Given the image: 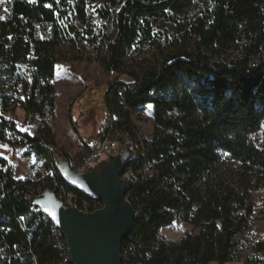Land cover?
<instances>
[{"label": "trees", "instance_id": "16d2710c", "mask_svg": "<svg viewBox=\"0 0 264 264\" xmlns=\"http://www.w3.org/2000/svg\"><path fill=\"white\" fill-rule=\"evenodd\" d=\"M0 17V264H64V238L29 202L51 185L56 163L69 160L53 127L56 67L87 49L115 76L105 123L92 145L82 140L87 154L112 117L137 141L134 117L153 107L146 157L136 163L130 151L119 153H129L126 171L154 164L129 191L139 219L123 245L133 247L126 264H264V239L252 236L254 193L264 188V0H0ZM255 139L263 145L250 174L201 155ZM21 144L22 157L36 160L35 180L16 179L6 156ZM99 161L90 155L76 170ZM177 214L194 231L178 243L162 239Z\"/></svg>", "mask_w": 264, "mask_h": 264}, {"label": "water", "instance_id": "95a60500", "mask_svg": "<svg viewBox=\"0 0 264 264\" xmlns=\"http://www.w3.org/2000/svg\"><path fill=\"white\" fill-rule=\"evenodd\" d=\"M124 154L109 156L81 171L66 159L56 163V170L70 188L101 203V209L93 213L65 209L50 192L29 202L62 233L70 264H122L123 245L139 219L127 198L131 186L123 176L129 153Z\"/></svg>", "mask_w": 264, "mask_h": 264}, {"label": "rangeland", "instance_id": "374dc122", "mask_svg": "<svg viewBox=\"0 0 264 264\" xmlns=\"http://www.w3.org/2000/svg\"><path fill=\"white\" fill-rule=\"evenodd\" d=\"M3 14L5 15V10L2 12ZM67 50L68 48L64 47L62 49L63 54ZM71 56L73 57L72 63L64 62L57 68L58 77L56 80L57 96L55 110L57 125L54 123L53 127L56 133L61 129L59 132L61 137L58 145L59 149L67 154L70 161L77 163L86 151L82 139L86 140L98 134L107 119V110L103 105V100L107 92L108 83L114 80L115 76L108 75L104 72L92 50L87 49L82 50V52L74 51L71 52ZM126 61L134 67L135 64L130 58L127 57ZM69 104L71 106L70 118L78 131L79 137L73 130L71 132L68 131V134L62 131L65 127L68 130L71 127L68 120ZM66 124H68L69 128ZM134 125L144 140H151L154 133L153 107L149 105L143 113L135 116ZM202 128L205 131L203 137H206L210 133L208 122H204ZM262 145L263 141L261 139H255L248 145L230 144L225 150L215 148L211 154L205 153L206 151L204 150L201 155L208 161H211L213 157L215 163L219 158L231 159L235 164H241L243 166L242 169L250 174L253 168L254 152ZM6 156L12 160L16 177L35 179L32 174L29 177V172L27 174L22 173L28 169V161L26 159L21 160L20 158L17 161H13L11 151ZM123 156L126 157V154ZM19 160L21 162L16 165ZM254 196L256 215L253 218L254 230L252 236L257 241L264 239V219L259 216L260 211L264 209V188L256 191ZM191 231V229H187L185 233ZM184 234L177 236L164 232L161 234V237L164 235L167 238L166 240L178 243Z\"/></svg>", "mask_w": 264, "mask_h": 264}, {"label": "built area", "instance_id": "2783aa9c", "mask_svg": "<svg viewBox=\"0 0 264 264\" xmlns=\"http://www.w3.org/2000/svg\"><path fill=\"white\" fill-rule=\"evenodd\" d=\"M48 33L51 34L50 31ZM115 121L116 120L114 117L110 119L107 132L102 142L100 143L99 148L96 151L92 152L91 154H87L85 151V154L81 158L82 161H84L90 155L93 157L98 156L100 157V160L107 159L109 156L118 155L120 152L124 150L130 151L131 158L136 163L139 161L140 156L146 157L147 149L143 143L144 139L142 138V136L138 133L137 141L131 140V138L128 135L124 134L123 131L117 129V127L115 126ZM16 125L19 129H21L23 126L22 123L19 121L16 122ZM23 150H24L23 144L13 149L12 151L13 161H17L18 159L22 158ZM81 160L77 163H74L70 160L68 161L70 162V165L74 169H76L77 165H79ZM153 166L154 164L150 163L149 161H146L144 167L141 170H138L137 172L134 171L133 169L126 171L123 176V180L130 183V186L136 185L140 180V177L150 175ZM48 175L51 177L52 180L51 185L48 187V189L37 191L35 197L41 196L45 192H50L55 195L57 200L62 204V206L65 209H71V208L77 209L83 213H93L99 210L90 202L82 199L75 192L70 191L66 187L60 185V183L56 179V177L60 175L57 170L48 173ZM127 198L129 200V194ZM43 220L50 221V219L44 214H43ZM187 229H191L193 231L194 226L186 222L185 219L180 214H177L175 216L173 224L165 229H162L161 234H163L164 232H168L170 234L179 236L181 234H184ZM53 233L57 237L62 235V233L54 226V224H53ZM161 238L165 240L167 239L164 235ZM59 244H60L59 248L63 253V263L70 264L69 256H68V248L65 239H63V241H60ZM132 249H133L132 246L130 248H127L126 250L122 249V264H126L129 261L130 251Z\"/></svg>", "mask_w": 264, "mask_h": 264}, {"label": "crops", "instance_id": "0c3cea01", "mask_svg": "<svg viewBox=\"0 0 264 264\" xmlns=\"http://www.w3.org/2000/svg\"><path fill=\"white\" fill-rule=\"evenodd\" d=\"M57 68L58 67H56V78H55V87H56V80H57V77H58V74H57ZM57 92V91H56ZM56 96H57V93H56ZM72 101V100H71ZM71 104V103H70ZM70 104H69V117H68V120H70ZM56 125H57V123H56V115H55V122H54ZM69 124H70V121H69ZM66 126L69 128V126H68V124H66ZM70 130H68V129H66V127H65V129H62V131H64V133H69L68 131H70L71 132V127L69 128ZM61 131V129H59V132ZM56 133V136H57V145H59V143H60V141H61V137H60V133ZM100 132V131H99ZM99 132H98V134H99ZM98 134H96V135H98ZM96 135H93V137H91V138H88V139H86V140H83V141H85L86 143H89L90 145H92V143L94 142V137L96 136ZM23 159H26V161H28V169H26L25 171H23L22 173L24 174V173H28L29 172V177L31 176L30 174H32V175H34V177L36 178V171H34L33 170V166L34 165H36V160L35 159H28V158H24V157H22L21 158V160H23ZM21 160H19L17 163H16V165H18L20 162H21ZM14 167V166H13ZM15 168V167H14ZM38 169L40 168L39 166L37 167ZM37 169V170H38ZM15 171V170H14ZM15 174V173H14ZM15 178L16 179H24V177H16V174H15ZM26 178H28V177H26ZM31 179V178H30ZM32 180H35V179H32Z\"/></svg>", "mask_w": 264, "mask_h": 264}, {"label": "snow or ice", "instance_id": "6c2138e0", "mask_svg": "<svg viewBox=\"0 0 264 264\" xmlns=\"http://www.w3.org/2000/svg\"><path fill=\"white\" fill-rule=\"evenodd\" d=\"M30 2H34V0H30ZM0 19H3V17H0ZM3 147H6V146H3Z\"/></svg>", "mask_w": 264, "mask_h": 264}]
</instances>
